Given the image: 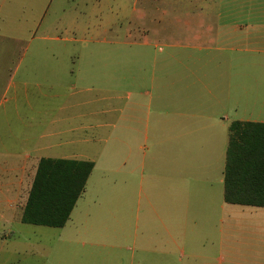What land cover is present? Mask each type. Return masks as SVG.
Segmentation results:
<instances>
[{
	"label": "crops",
	"instance_id": "1",
	"mask_svg": "<svg viewBox=\"0 0 264 264\" xmlns=\"http://www.w3.org/2000/svg\"><path fill=\"white\" fill-rule=\"evenodd\" d=\"M188 1L196 9L226 3L238 9L234 12L237 17L245 15L252 5L264 4V0ZM186 25L193 35H180L178 40L169 37L179 50L168 54V61L178 62L180 74L164 69L156 72L153 58L147 78L138 80L133 74L135 97L127 102L126 110L117 108L112 123L83 117L73 125L72 118L61 117L59 64L54 63L57 53L35 49L40 59L50 56L51 63L45 65L20 63L12 67L0 60V96L5 97L6 105L0 125V229L13 222V206L21 199L32 171L34 178L41 158L88 161L94 168L84 193L99 164L104 176L115 174L116 200L135 199L136 222L141 200L145 201L143 229L136 225L128 235L134 251L127 260L68 255L53 256L46 260L48 264H264V240H255L252 235L253 229L264 230V224L236 223L244 217L264 222V208L227 204L223 199L229 125L234 121L264 123L263 112L258 119L231 120L237 103L235 52L248 51L252 35H200L191 22ZM242 26L240 20H234L233 31L245 34ZM0 37L19 42L6 35ZM101 78V74L91 75L83 69L85 82ZM45 85L53 91L51 113H45L42 100H38ZM31 88L37 99H29ZM96 88L92 84L90 89L102 91ZM2 106L0 102V109ZM13 122L19 126L12 128ZM75 135L80 137L76 143L83 144L82 150L89 153L42 156L74 144ZM214 172L220 175L218 179H212ZM11 237L12 232L0 234V242ZM66 237L62 243L68 249L84 246V242ZM91 246L104 245L96 242Z\"/></svg>",
	"mask_w": 264,
	"mask_h": 264
},
{
	"label": "rangeland",
	"instance_id": "2",
	"mask_svg": "<svg viewBox=\"0 0 264 264\" xmlns=\"http://www.w3.org/2000/svg\"><path fill=\"white\" fill-rule=\"evenodd\" d=\"M235 11L238 9L226 3L215 8L207 5L196 9V5L191 7L188 0H0V35L19 40L14 42L0 37V60L5 59L12 67L20 63L45 65L51 63L50 56L44 55L40 59L34 50L57 53L58 61L54 63L59 64L61 117L72 118L73 125L83 117L112 123L117 108L126 110L127 102L135 97L131 85L133 74L136 73L138 80L147 78L153 58L157 61L156 72L163 73L164 69L180 74L178 62L168 61L167 55L179 50L172 46L169 37L178 40L180 35H193L187 30V22H191L200 35H252L248 51L237 49L235 52L237 103L231 120L258 119L264 113V4L252 5L245 10V15L238 17ZM234 20L241 21L240 29L246 30L245 34L233 31ZM199 22H202V28H199ZM83 69L89 70L91 75L101 74L102 78L87 83L83 79ZM92 84L102 91L91 90ZM41 92L43 96L36 97L31 88L28 97L31 100L39 97L44 112L51 113L52 88L45 85ZM11 93L12 90L6 99ZM4 98L0 96L3 105L0 125L3 108H6ZM83 102L91 103L84 105ZM11 126L19 125L13 122ZM79 138L75 135L72 137L74 144L41 154L54 157L89 153L82 150L83 144L76 143ZM101 171L98 164L86 192L79 198L63 229L32 226L17 220L30 189L32 171L22 188L21 199L13 206V222H6L0 229V234L12 232L11 238L0 242V264H48L46 260L53 256L68 255L118 256L127 260L134 251L128 235L136 225L142 231L145 201L141 200L139 222H136L135 199L116 200L115 174L104 176ZM211 177L218 179L220 175L214 172ZM221 192L219 184L220 201ZM254 220L244 217L238 218L236 223L264 224ZM2 225L0 223V227ZM253 231L255 240H264L263 229ZM66 236L84 242V246L68 249L62 243L67 240ZM96 242L104 246L92 247L91 244Z\"/></svg>",
	"mask_w": 264,
	"mask_h": 264
},
{
	"label": "trees",
	"instance_id": "3",
	"mask_svg": "<svg viewBox=\"0 0 264 264\" xmlns=\"http://www.w3.org/2000/svg\"><path fill=\"white\" fill-rule=\"evenodd\" d=\"M93 168L88 161L41 158L20 222L63 228ZM223 199L227 204L264 208V123L229 125Z\"/></svg>",
	"mask_w": 264,
	"mask_h": 264
}]
</instances>
